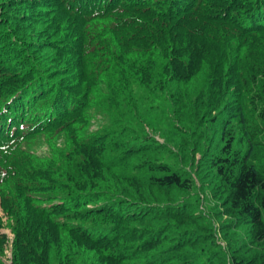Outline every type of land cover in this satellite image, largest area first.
I'll list each match as a JSON object with an SVG mask.
<instances>
[{
  "label": "trees",
  "instance_id": "1",
  "mask_svg": "<svg viewBox=\"0 0 264 264\" xmlns=\"http://www.w3.org/2000/svg\"><path fill=\"white\" fill-rule=\"evenodd\" d=\"M158 108L226 246L178 202ZM0 199L13 264H264V0H0Z\"/></svg>",
  "mask_w": 264,
  "mask_h": 264
},
{
  "label": "rangeland",
  "instance_id": "2",
  "mask_svg": "<svg viewBox=\"0 0 264 264\" xmlns=\"http://www.w3.org/2000/svg\"><path fill=\"white\" fill-rule=\"evenodd\" d=\"M169 106H170V104H169ZM166 113H167V119L169 121H166V114L162 110V108H158L156 110V113H155V115L157 117V119L155 121L156 127H153L150 125L147 126L146 124H144V126L146 127V131H147V132L145 131L147 134V137L149 139L152 138L153 140L160 142V145H162L163 147H166L167 150H165V149L162 150L163 151L162 152V160L171 164L173 166V168H175L176 170L183 172L185 178L190 179L189 180V182L191 184L190 185V191L189 192H186V191L182 192L178 202H180L181 204H183L184 202H191V203L193 202L194 203L198 199L199 208L202 209L203 214L206 216L207 220H209L212 224L215 225L214 227H216V229H217L215 232L217 235V238L219 239V241L221 242V244L223 246H226V243H227L226 237L228 234L226 235L225 231H222L220 229V225L222 224L223 220H226L229 218V215L226 212L225 207L221 206V201L216 200V198L214 197L211 190L207 187H203V181L201 180V177L197 173L198 170L201 169V167H202L201 165L205 164L206 161L202 160V154L201 153H196L195 154L196 157H194L192 165L189 164V161H187V159L185 157L187 155V153H183L182 149H181V133L183 130L185 131V129L181 128L179 125H174V123L175 124H177V123L175 121L173 122V117H172L170 108L168 110H166ZM168 114H170V119L168 117ZM189 121H192V120L189 119ZM162 122L164 124H166V127L160 128L161 127L160 123H162ZM144 137H145V139L147 138L146 136H144ZM149 146L151 147L152 145H149ZM254 150H258V153H259L258 148L254 147ZM153 151L154 150H152L151 153ZM157 151H159V150H157ZM186 152H187V150H186ZM120 182H124V181L120 180ZM120 182L118 184L124 186ZM129 187H130V185H129ZM134 191L139 194L138 196H141L142 194H140V193L141 192L144 193V191L152 192L155 195L157 192V188L152 187V186H147V185L143 186L142 185V188L135 189ZM144 201L146 203L152 204V203H156V202L166 201V197H164V195H163V196H160L159 200H152V201L144 200ZM217 205L220 206V208ZM239 231L240 230H238V229L236 230V235H234V237L238 236ZM0 233L6 234L7 240H8L7 245H6V249L4 250V253L1 256L2 260L5 262V264H13L14 249H13L12 243H13V240L15 238V235L9 228H1ZM241 233H242V235L240 236V238L248 240V241L251 240L246 235V233H248L247 229L245 230V232L241 231ZM230 236L231 235H229V237ZM237 245L240 246L241 250H244L243 241L240 244L239 243L237 244V242H236L235 246H237ZM262 246L263 245H261V247ZM223 250L225 252L229 253V249H226V247H224ZM262 250H264V249H262ZM226 257L228 259V262L231 263V256L229 254H226ZM262 257L264 260V251L262 253ZM248 258L251 260V254L248 255ZM257 259H258V257L255 259L253 264H260V261ZM250 260L247 264L250 263ZM201 261H199V263Z\"/></svg>",
  "mask_w": 264,
  "mask_h": 264
}]
</instances>
